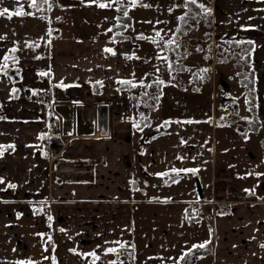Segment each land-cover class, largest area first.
Segmentation results:
<instances>
[{
    "label": "crops",
    "instance_id": "crops-1",
    "mask_svg": "<svg viewBox=\"0 0 264 264\" xmlns=\"http://www.w3.org/2000/svg\"><path fill=\"white\" fill-rule=\"evenodd\" d=\"M101 3L111 6L101 8ZM56 4L61 9L84 8L91 15L107 11L106 16L121 7L116 0H56ZM122 6L133 11L130 0ZM211 11L213 40L253 42L250 58L256 116L264 128V0H211ZM79 14L71 12L67 20L66 16L54 20L79 23ZM48 20L43 18L45 23ZM110 33L100 37L73 31V25L64 30L61 25L46 28V24L38 33L13 28L0 31V264L175 263L185 251L210 239L207 209L213 216L211 253L195 257L194 264H264V164L255 166L253 159L245 163L242 158L241 165L213 167L205 173L204 163L194 160L185 164L184 171L171 165L153 169L151 151L168 150L165 146L172 140L171 133L157 132L147 146L135 142L131 93L118 88L122 80L142 81L137 57L143 44L127 37L114 39ZM19 39H48L47 60L19 56ZM106 48L115 55L104 51ZM52 85L80 89L83 98L75 111L68 105H55L52 111L46 107ZM93 85H98L96 93ZM165 95L163 86V99ZM191 102L183 101L188 108L177 119L190 132L204 134L205 118L190 110ZM99 104L108 107L105 136L96 127ZM225 131L220 128L223 145ZM46 133L65 138L64 144L57 149L54 140L46 143ZM238 134V138L229 135L230 145L241 140L245 153L258 151L264 163V149L249 148L241 139L249 135L245 130ZM193 151L189 145L188 152ZM56 158L71 162V168L79 165L72 162L87 163L91 179L53 172ZM172 169L181 175L167 183ZM187 173L197 183V191L156 194L154 178L170 187L185 180ZM222 182L236 186L241 196L234 191L216 194ZM205 184L209 188L212 184L214 190L210 188L206 194ZM210 198L213 205L206 201ZM155 203H164L165 208L158 212L160 219H155ZM175 204L178 206L172 208Z\"/></svg>",
    "mask_w": 264,
    "mask_h": 264
},
{
    "label": "rangeland",
    "instance_id": "rangeland-1",
    "mask_svg": "<svg viewBox=\"0 0 264 264\" xmlns=\"http://www.w3.org/2000/svg\"><path fill=\"white\" fill-rule=\"evenodd\" d=\"M55 4L56 0H36V6L33 7L32 0H0V10L4 8L9 10L8 13L0 16V31H7L13 28L16 32L28 30L32 33H38L43 30L45 24L46 28H55L61 25L64 30H69L70 26L73 25V31L79 30L88 35L108 37L111 36L108 30L110 25L115 23V17L119 15L123 16V12L119 13L114 10L108 11V16H106L107 11H103L102 13L101 11L99 13L93 11V15H91L89 10L84 8H80L79 10L61 9ZM142 4H149L151 7H143ZM184 4L185 0H141L136 7H132L131 5L133 11L129 12L126 9L129 13V20L125 25V29L122 30V35L126 36L127 39L143 44L138 61L144 74L141 77L143 84H149L157 80L164 81V84L151 86L148 89V93H152L150 102L147 96L144 99V104H147V102L150 103V108L146 106V108L148 107V114L146 116L149 117L151 122L145 123L143 121L142 117H144L146 108L143 105L140 107V102L132 101L135 142H139V145H145L147 143L145 145L147 146L149 140L153 139L157 132L164 129L171 133L172 140L165 146L168 150L154 149L151 151L154 156L151 160V167L153 169L155 168V170L171 165V168L184 171L186 165L194 160L195 163H204L201 167L205 173L209 170L212 172L210 168L213 167H235L237 163L241 165L240 160L242 158L245 163L249 159H253L252 165H262L264 163L261 161L258 151H254V153L250 150L249 153H245L244 146L241 145V140L239 139L235 140V145L231 146L229 143L230 134H233L234 138H238L240 137L239 132L249 128L248 119L251 116L246 106L245 88L240 86L238 82L237 69L234 66V57L227 58L228 60L223 59L226 52H240V50L229 49L224 43L213 40L212 36L211 38H206L204 34L208 30L199 25L182 39L184 41L183 49L186 56L184 59L179 60L178 63L187 67L188 70L170 73L167 60L158 59V57H166L163 42L172 40L177 19L185 10ZM200 4L211 9V0H197L196 5L199 7ZM199 9L201 8L199 7ZM17 11H22L25 14L15 15L14 13ZM71 12L75 15L80 13L81 15L79 14V17L82 18L81 22L73 24L70 21L64 23L55 22L54 18L57 16H66L64 18L66 20L69 19ZM45 16H47L49 22L45 23L43 21ZM106 17H108V20H106ZM157 32L160 33L159 37L156 35ZM140 35H143L146 39H139L138 37ZM153 39L157 43H153ZM16 41L22 48V54L19 55L22 58L32 59L33 61L37 58H45L47 60L48 39L39 41L36 39H19ZM202 69H208V71L202 72ZM139 82L140 85L135 91H143L144 89L141 81ZM163 86H165L166 90L165 99H163ZM159 91L160 93H158ZM46 97L50 100L49 103H46V107L50 111L53 110L55 105H68L73 107L75 111L76 105L82 102L83 94L79 88H74L70 91L68 90V86L52 85L47 90ZM185 99L187 103L189 100L192 101L190 110H195L196 114H199V117L205 118L206 124L204 127L206 130H204V134L201 132H190L186 126L182 125L181 121H179L180 119H177L181 115H185L183 113L188 108L186 105H182ZM177 100H182V102L178 104L176 102ZM83 103L89 105L90 102ZM138 116L141 117L140 120L144 124V128L141 130L139 129L141 127L138 125ZM151 125L155 126L151 127ZM221 127L226 130V133L222 134V139H227L225 144L228 148L220 140ZM180 131L183 132L184 136ZM210 131H212V134L209 133ZM262 137H264V128H261L257 133L251 131L246 138L243 139L241 137V139L252 150L256 147L264 149V146L260 143ZM64 142L65 138H57L55 140L56 148L59 149V146L61 144L63 145ZM189 145H193V152H188ZM56 161L66 163V160L56 158L55 162L51 165L52 171ZM79 163V161L72 162V164ZM64 166L68 170L74 169L68 163L61 166V168ZM239 167L241 166H237V168ZM65 175L69 178L79 177V175L69 173ZM191 177L187 173L185 180L178 181V183L170 187H166L160 179L156 180L155 178V182L152 184L156 188V194L167 193L177 196L184 191H193L192 188H196L197 191V183ZM177 186H180V188H177ZM205 186L206 194H208L210 188L212 191L214 190L212 184L210 188L208 184H205ZM236 190L238 188L233 184L227 188L225 182L217 185L215 189L216 194L225 193L226 191L231 193L233 191L236 192ZM194 196L196 197L195 194ZM224 199L225 197H223ZM206 201L213 205V198L206 199ZM163 204L155 203L152 205V208L157 211L155 219H160L158 212L165 208ZM177 206V204L171 205L172 208ZM205 213L207 214L205 220L207 237L209 235L210 239L207 240L204 247L210 246L212 248L214 239L213 216L208 209L205 210ZM165 217L163 216L161 220ZM157 222L159 223L160 220ZM147 234L149 233L147 232ZM200 256L202 255L197 257ZM143 259L149 260V258ZM194 261L195 258L192 259V264H194Z\"/></svg>",
    "mask_w": 264,
    "mask_h": 264
},
{
    "label": "trees",
    "instance_id": "trees-1",
    "mask_svg": "<svg viewBox=\"0 0 264 264\" xmlns=\"http://www.w3.org/2000/svg\"><path fill=\"white\" fill-rule=\"evenodd\" d=\"M126 9V7L121 6L118 8V12H123V10ZM185 13H188L186 17V21H181L177 19L176 28L172 37V40L175 41L173 44H169L168 42H163V48L165 50V56L167 57V63H168V70L170 73H174L176 71H185L188 70L187 67L181 65L178 63L179 60L184 59L186 54L184 53V41L182 40L183 37H185L189 32L195 30L199 25L207 29L208 31L204 34L206 38H211V28H212V11L210 15H205L204 11L199 9V7L195 5L189 4L187 7H185L184 12L180 15L183 16ZM179 16V17H180ZM178 17V18H179ZM194 17V18H193ZM129 20V16L125 17L124 15H119L115 18V23L111 26V32L114 39H125L126 36L120 34L118 31H122L125 29V25ZM241 41V40H239ZM243 41H249V40H243ZM226 46H228L229 49H239L240 52H226L224 60H228L227 58L234 57V66L237 69V77L239 85L245 88V98H246V106L251 114L250 118L248 119L249 128H246L245 133L248 134L251 131L254 133H257L261 128H263V124L260 122V120L256 116V94H255V87H254V80H253V69L251 66V58H250V51L252 44L248 43H237V40H230L224 42ZM169 64L171 67H169ZM239 73V75H238ZM136 86L133 87L128 84H122L120 83L118 85L119 89H126L131 92V99L133 102H140V107L142 105L146 108L148 106L150 108V100H151V92L148 93V89L150 87H146V85L151 86H159L156 84V82H151L149 84L144 83L143 85V91H135L137 90L138 86L140 85V82H133ZM92 91L96 93L98 91V85H93ZM147 93V95H145ZM160 93V91L158 92ZM148 97L149 102L147 104L145 103V97ZM153 100V99H152ZM153 102V101H152ZM148 107L146 108V112L144 113L143 121L145 123L150 122V119L148 116ZM139 117L138 125L139 127H143V121H141V117ZM134 118V116H133ZM50 140H56L55 136H49L47 133L43 135V141L46 143ZM260 143L262 146H264V137L260 139ZM54 150V149H53ZM56 150H54L55 152ZM171 177L166 179L167 183H170L171 181L176 180L180 177L179 172H173L169 171ZM230 187V185H227V188ZM238 197H240V192L236 190ZM125 248H122L121 250H124ZM211 253V247L205 246L203 248L200 247H192L185 251L181 257L178 259L177 262H168L164 264H192V259L199 256V255H208ZM187 262V263H186Z\"/></svg>",
    "mask_w": 264,
    "mask_h": 264
},
{
    "label": "snow or ice",
    "instance_id": "snow-or-ice-1",
    "mask_svg": "<svg viewBox=\"0 0 264 264\" xmlns=\"http://www.w3.org/2000/svg\"><path fill=\"white\" fill-rule=\"evenodd\" d=\"M93 2H96V0H93ZM139 2H141V0H130V3H131V5H132V7H136L137 4H138ZM116 3H117L118 5H120V6H122V5L125 3V0H116ZM196 3H197V0H185V4H184V6L187 7L189 4H191V5H195ZM32 6H33V7L36 6V0H32ZM109 6H111V5H110V4H104V3L99 4V7H101V8L109 7ZM142 6H143V7H151V5H149V4H142ZM199 7L204 11L205 15H210V14H211V9L206 8L203 4H200ZM121 10H123V8H121ZM170 10H171V9H170ZM8 12H9V10H8L7 8H4V9L0 10V16L6 14V13H8ZM14 14H15V15H24L25 13H23L22 11H17V12L14 13ZM123 15H124L125 17H127V16L129 15L128 11L123 10ZM187 15H188V13H185V15L180 16L178 19L181 20V21H185V22H187V21H186V17H187ZM9 18H11V16H9ZM193 18H194V17H193ZM250 19H251V18H250ZM158 22H159V21H158ZM149 23H150V22H149ZM108 31H111V29H109ZM156 35L159 37V36H160V33L157 32ZM138 38H139V39H146V37H144L143 35H140ZM161 39H162V38H161ZM152 42H153V43H157V41H156L155 39H153ZM168 43H169V44H173V43H175V41H174V40H170V41H168ZM237 43H240V44H243V43L252 44L253 42H252V41H243V40H241V41H237ZM13 51H14V50H13ZM104 51H106V52H110V53H112L113 55H115V52H114L113 49H111V48H106V49H104ZM129 58L131 59V57H129ZM138 58H139V57H137V59H138ZM7 59H8V57H5V60H7ZM158 59L167 60V57H158ZM5 67H6V65H5ZM169 67H171L170 64H169ZM201 71H202V72H207L208 69H202ZM41 75H48V73H41ZM238 75H239V73H238ZM97 83H100V82H97ZM120 83H122V84H128V85H131V86H133V87L136 86L131 80H122V81H120ZM156 84H157V85H162V84H164V81H163V80H157V81H156ZM141 85L144 86V85H143V81H141ZM146 87H151V85H146ZM13 91H15V89H14ZM145 95H147V93H145ZM156 98H158V97H156ZM166 123H167V122H166ZM137 127H138V125H137ZM9 147H11V146H9ZM0 154H2V153H0ZM172 171H173V172H176L177 170H176V169H172ZM187 171H195V170H187ZM160 175H165V174L162 173V174H160ZM9 187H15V185H11V184H10ZM49 220H51V217H49ZM122 246H123V245H122ZM193 247H200V248H203V247H204V244H201V245H198V246H193ZM108 251H109V252H111V251H115V249H108ZM91 255L95 256V253H92ZM19 264H24V262H19ZM113 264H115V262H113Z\"/></svg>",
    "mask_w": 264,
    "mask_h": 264
},
{
    "label": "built area",
    "instance_id": "built-area-1",
    "mask_svg": "<svg viewBox=\"0 0 264 264\" xmlns=\"http://www.w3.org/2000/svg\"><path fill=\"white\" fill-rule=\"evenodd\" d=\"M67 163H71V162H59V161H56L55 165H54V168H53V172H56V173H63V174H75V175H81L83 176L85 179L89 180L91 179V176H92V171L87 168L85 169L87 166L86 164L87 163H79L78 165V168H74V169H67L65 168V166L63 168H61V166L63 165H66ZM78 169V170H77ZM57 230H60V229H57ZM127 259L129 260L130 259V256H127Z\"/></svg>",
    "mask_w": 264,
    "mask_h": 264
},
{
    "label": "water",
    "instance_id": "water-1",
    "mask_svg": "<svg viewBox=\"0 0 264 264\" xmlns=\"http://www.w3.org/2000/svg\"><path fill=\"white\" fill-rule=\"evenodd\" d=\"M96 127L103 136L108 133V107L106 104H99L96 108Z\"/></svg>",
    "mask_w": 264,
    "mask_h": 264
}]
</instances>
